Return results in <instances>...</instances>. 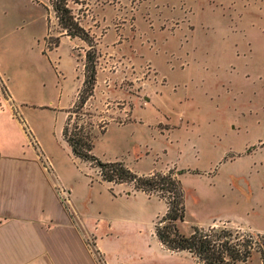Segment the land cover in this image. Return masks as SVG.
<instances>
[{
	"label": "rangeland",
	"instance_id": "1",
	"mask_svg": "<svg viewBox=\"0 0 264 264\" xmlns=\"http://www.w3.org/2000/svg\"><path fill=\"white\" fill-rule=\"evenodd\" d=\"M53 1L0 0V86L14 97L9 107L23 142L33 146L34 138L62 167L80 214L116 212L144 224L150 252L140 264H197L155 237L165 200L105 182L90 163L74 160L59 129L78 90L90 96L73 109L71 134H90L102 162L141 174L174 170L185 192L181 232L216 223L243 241L251 235L248 264H262L264 0H70L94 47L67 34ZM93 52L91 92L81 82ZM46 134L51 145L43 146Z\"/></svg>",
	"mask_w": 264,
	"mask_h": 264
},
{
	"label": "crops",
	"instance_id": "2",
	"mask_svg": "<svg viewBox=\"0 0 264 264\" xmlns=\"http://www.w3.org/2000/svg\"><path fill=\"white\" fill-rule=\"evenodd\" d=\"M79 93L78 90L76 95ZM3 95L8 105L3 102ZM76 98L68 108L61 110L59 136L74 160H79L64 138V129ZM12 102L14 97L0 86V264L142 263L143 255L150 252L148 228L142 223L121 218L116 212L104 213L99 218L82 216L76 200L72 203L74 211L69 210L58 193L59 186L70 189L62 167L60 169L55 162L49 172L40 156L42 149L36 142L33 146L23 142L24 131L17 123V132L10 111L9 103ZM45 144L51 145L47 134L44 143L41 142V145ZM50 152L56 161V151ZM126 166L139 175L155 173L151 170L141 174ZM133 194L132 191L128 193L129 196ZM89 237L94 239L93 247L88 244Z\"/></svg>",
	"mask_w": 264,
	"mask_h": 264
},
{
	"label": "trees",
	"instance_id": "3",
	"mask_svg": "<svg viewBox=\"0 0 264 264\" xmlns=\"http://www.w3.org/2000/svg\"><path fill=\"white\" fill-rule=\"evenodd\" d=\"M70 0H54L52 5L57 14L62 28L72 37H79L95 46L86 30L73 16L68 2ZM58 47V45H56ZM88 60L91 67V75L86 78L84 88H90L91 92L96 81V56L89 53ZM90 94V93H89ZM84 96L80 92V102L75 103L70 110L65 129L64 138L69 144L76 159L90 163L97 168L103 181L113 184L133 185L135 191L144 192L149 196H158L166 201L167 211L155 226V236L158 241L171 252H187L197 260V264H248L255 252L252 242L253 236H247L243 241L235 236L233 231L210 226L203 228L193 226L190 234L181 232L179 224L186 222L185 192L183 190L179 174L174 170L167 173L155 172L149 175H139L128 168L123 162H102L93 154V142L90 134H82V131L70 133L69 124L73 109L82 108L90 95ZM83 130V129H80ZM263 239L264 235L256 234ZM264 264V245L261 256Z\"/></svg>",
	"mask_w": 264,
	"mask_h": 264
},
{
	"label": "built area",
	"instance_id": "4",
	"mask_svg": "<svg viewBox=\"0 0 264 264\" xmlns=\"http://www.w3.org/2000/svg\"><path fill=\"white\" fill-rule=\"evenodd\" d=\"M1 85H2L3 91L5 92V86H4L3 82H2ZM33 142L35 143L34 139H33ZM41 159H43V163H44L46 169L49 172H51L53 170V165H52L51 161L45 155H43L42 153H41ZM58 193H59V196L61 198L62 203L69 210H72L73 207H72V200H71L70 192L67 189H65L64 187L59 186ZM88 244H89V246L93 247V240L90 237L88 238Z\"/></svg>",
	"mask_w": 264,
	"mask_h": 264
}]
</instances>
